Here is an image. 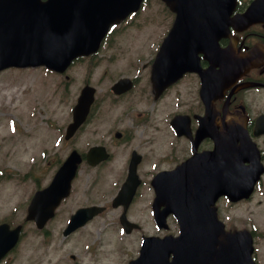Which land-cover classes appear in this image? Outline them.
I'll list each match as a JSON object with an SVG mask.
<instances>
[{"label": "flooded vegetation", "instance_id": "1", "mask_svg": "<svg viewBox=\"0 0 264 264\" xmlns=\"http://www.w3.org/2000/svg\"><path fill=\"white\" fill-rule=\"evenodd\" d=\"M156 1V10L163 15L157 21L163 29H143L149 19H155L148 9ZM251 1L236 0L231 16L243 12ZM261 11L262 20L242 29L230 25L215 52L208 53L206 38L198 39L190 47V56L157 57L177 17L163 0H142L137 10L111 24L96 51L78 58L82 77L77 95L85 84L94 91L88 112L68 139L63 138L64 133L56 139L58 145L60 141L75 143L70 150L76 149L80 156L70 192L53 216L38 227L34 218L27 217L28 204L53 174L37 187L38 178L29 171L34 190L23 201L0 205V264H129L145 236L180 231L171 211L165 219L157 218L158 212L169 208V200L156 189L159 176L178 166L190 171L194 165L193 172L205 174L183 180H208V150L215 147L216 140L223 149L214 154V160L221 175L229 178L237 172L233 179L236 188L245 187L246 170L257 175L261 169L247 196L236 202L223 196L229 207L236 208L237 217L234 221L222 219L226 230H248L250 260L264 264V9ZM181 61H188L184 70ZM191 159L190 165L185 164ZM11 177L0 169V182ZM165 180L168 177L162 176L163 188ZM118 195L121 197L116 198ZM90 205L100 209L71 222L79 208ZM61 208V221L54 226ZM54 249H66L64 259L54 258ZM231 250L239 258V247Z\"/></svg>", "mask_w": 264, "mask_h": 264}, {"label": "water", "instance_id": "2", "mask_svg": "<svg viewBox=\"0 0 264 264\" xmlns=\"http://www.w3.org/2000/svg\"><path fill=\"white\" fill-rule=\"evenodd\" d=\"M165 1L180 17L173 23L160 50L161 54L168 52L171 55L178 53V45L169 41L176 38V31L186 27L187 32L183 37L185 42L179 44V53L190 51L187 47L196 45L200 38L208 40V51L213 50L217 36L227 28L234 2ZM139 3L140 0H0V69L11 65L44 64L64 70L74 56L95 48L99 32L137 8ZM91 101L92 96L78 97L72 108L73 119L66 127V137L73 134L80 124ZM215 152H220V148L208 152V181H187L188 185L183 188L178 186V181L168 180L169 185L164 188L166 197L177 198L182 202L172 203L175 206L169 208L180 221L181 233L174 240H166L165 237L164 241L158 242L163 247L161 249H157L155 243L143 244L140 255L130 264H252L250 237L244 231L222 233V238L229 241L219 242L218 247L208 252V238H216L222 231L214 201L223 193L230 199L241 196L236 193L237 188H231L232 182L219 175L220 167L211 155ZM79 160L77 152L73 150L57 169L51 182L36 191L28 207V217L37 218L38 223L42 224V219L53 213L61 198L69 192ZM180 171L177 169L171 174ZM184 206L186 209H182ZM209 222H212L210 226ZM179 246H187L188 249L176 251L174 248ZM226 247L229 248L228 255ZM238 247L239 258L237 251L231 250ZM169 251L173 252L171 261L168 260Z\"/></svg>", "mask_w": 264, "mask_h": 264}, {"label": "rangeland", "instance_id": "3", "mask_svg": "<svg viewBox=\"0 0 264 264\" xmlns=\"http://www.w3.org/2000/svg\"><path fill=\"white\" fill-rule=\"evenodd\" d=\"M156 6L158 1L148 9L155 19H149L143 28L162 29L157 19H163V15ZM68 74L69 80L65 81L62 75L43 66L0 70V169L12 176L0 182V205L23 201L34 190L29 171L36 174L37 187L47 183L61 158L75 145L63 141L58 145L56 140L71 120V107L82 77L78 61ZM227 204L220 200L221 214L234 221L237 210ZM61 211L62 208L54 226L61 221ZM65 252L66 249H54L53 257L64 259Z\"/></svg>", "mask_w": 264, "mask_h": 264}]
</instances>
